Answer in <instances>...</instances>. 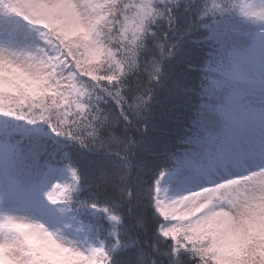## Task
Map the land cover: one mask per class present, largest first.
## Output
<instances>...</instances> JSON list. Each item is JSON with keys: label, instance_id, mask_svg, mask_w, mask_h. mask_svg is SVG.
I'll return each instance as SVG.
<instances>
[{"label": "snow or ice", "instance_id": "obj_1", "mask_svg": "<svg viewBox=\"0 0 264 264\" xmlns=\"http://www.w3.org/2000/svg\"><path fill=\"white\" fill-rule=\"evenodd\" d=\"M6 3L48 60L0 47V264H264V0ZM31 39L0 26V45ZM157 87L178 102L175 122L152 120ZM77 144L121 163L86 176ZM134 168L150 174L135 195L158 226L150 250L119 212Z\"/></svg>", "mask_w": 264, "mask_h": 264}, {"label": "trees", "instance_id": "obj_2", "mask_svg": "<svg viewBox=\"0 0 264 264\" xmlns=\"http://www.w3.org/2000/svg\"><path fill=\"white\" fill-rule=\"evenodd\" d=\"M101 3H103V0H100ZM238 2L243 3L244 0H238ZM102 12V17L99 21V24L102 28V33L100 36V39L103 40L105 39V36L103 35L104 32H107V21L111 19V16L105 15L106 9H100ZM35 31V30H34ZM75 43V41H73ZM139 43L137 45V59L139 60V67L143 68L145 66V61L147 60V56L144 52L140 51L139 48ZM205 54L207 53L208 49L205 47L204 49ZM45 56H46V62L48 60L47 52L45 51ZM165 70L167 71V66H165ZM129 79L132 80L133 85L135 84V77H132L131 75L129 76ZM196 86L198 87L199 85V73L196 74L194 77ZM67 84V81L64 82ZM74 85L76 88H79L80 85L73 81ZM52 93H49L51 95ZM177 96L179 93L176 94ZM59 98V97H57ZM155 102L153 104V113L154 115L152 116V120L157 121V122H163V121H168V122H175V118L178 116V111L176 109H173L170 111V108L173 104L178 103L175 99H170L169 94L166 92L164 88L157 87L156 88V94H155ZM180 104H186L187 101H179ZM75 106L73 107V111H75ZM181 111L183 109H180ZM118 112V109H117ZM121 124H123V120L120 121ZM137 124L141 123L139 121H135ZM137 138L139 139V134H137ZM147 139V137H145ZM111 151L116 152V151H122L120 149L118 143H112L111 144ZM71 155L73 157L74 163L78 164L81 169L84 171L85 175L88 176L89 174V167H92L94 170L97 167L96 165H92L91 162L93 161H104V160H109L114 162L117 166L121 163L119 157L116 156H106L105 153L97 150L93 151H86L82 149L78 144L73 146L71 148ZM105 170L107 172V175L110 179H117L113 174H114V169L111 167V165L106 164L105 165ZM94 178L98 180L101 183L102 187L107 186L109 191H113L112 186L106 185L105 180L101 178L100 174L98 171L95 172ZM150 179V174L145 173L142 175L141 180L138 177V174L136 172V169H133V174L129 178V182L132 186L133 189V199L132 200H124L123 203H120L119 207V212L122 214L124 223L127 226L129 232L136 236L138 239H140L141 244L146 248L149 249L151 248V242L153 238V234L156 232L158 234V226L155 225V221L152 219V209H141V207L137 204L135 200V195L137 190H143L144 193L146 194V189H147V182ZM118 195V202H119V194ZM143 212V214H142ZM157 216H159V213H156ZM143 218V227H138V220ZM161 221H163V217H160ZM260 225L264 226V219L260 220ZM146 229V231H145ZM162 240H169L170 237H162ZM160 259H163L166 261V257H160Z\"/></svg>", "mask_w": 264, "mask_h": 264}, {"label": "rangeland", "instance_id": "obj_3", "mask_svg": "<svg viewBox=\"0 0 264 264\" xmlns=\"http://www.w3.org/2000/svg\"><path fill=\"white\" fill-rule=\"evenodd\" d=\"M97 15L102 17V12L98 10L97 13H92L93 17ZM0 26L8 29H12L17 26L22 27L25 31H28L32 37L30 43L23 48L10 47L7 44L0 45V47L4 48L6 53L15 56L23 62L34 64L46 62L45 51L48 48L46 41L44 39H40L34 29H30L15 14L8 12V4L6 3V0H0ZM183 190H187V188ZM160 195L163 197L164 193L161 192ZM262 215H264V213H262ZM169 218L171 219V217Z\"/></svg>", "mask_w": 264, "mask_h": 264}]
</instances>
